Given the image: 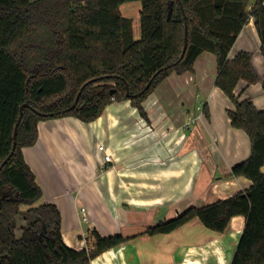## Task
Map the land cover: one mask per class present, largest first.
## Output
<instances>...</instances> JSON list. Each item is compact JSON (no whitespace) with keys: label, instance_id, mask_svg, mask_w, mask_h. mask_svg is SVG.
Listing matches in <instances>:
<instances>
[{"label":"trees","instance_id":"obj_1","mask_svg":"<svg viewBox=\"0 0 264 264\" xmlns=\"http://www.w3.org/2000/svg\"><path fill=\"white\" fill-rule=\"evenodd\" d=\"M133 1L141 3L137 40L131 20L119 12L120 5ZM250 18L264 59V0H0V166L7 160L0 170V264H90L125 242L93 232L91 250L66 247L57 209L34 206L41 190L21 149L35 143L40 120L72 116L90 123L110 103L126 100L145 116L142 102L154 87L172 73L192 71L203 52L216 56L215 86L233 104L227 110L231 126L250 141V156L231 175L247 178L251 186L228 199L190 207L145 233L167 234L195 218L223 233L232 217L243 216L230 264H264V110L234 93L240 81L247 86L258 81L251 53L228 59ZM185 22L187 47L181 58ZM262 85L264 90V75ZM23 104L29 108L23 109L10 155ZM22 204L28 209L20 214L24 226L17 238L15 219Z\"/></svg>","mask_w":264,"mask_h":264},{"label":"crops","instance_id":"obj_2","mask_svg":"<svg viewBox=\"0 0 264 264\" xmlns=\"http://www.w3.org/2000/svg\"><path fill=\"white\" fill-rule=\"evenodd\" d=\"M140 10L139 1L119 6L121 16L131 20L136 40ZM260 48L250 18L228 59L251 53L258 81L249 86L240 81L234 93L264 110ZM216 73V56L203 52L192 71L172 73L154 87L142 102L145 116L126 100L110 103L90 123L72 116L38 121L37 139L21 155L41 190L34 206L57 209L66 247L91 250L96 232L101 238L121 236L125 242L90 264L231 263L243 216L232 217L223 233L205 228L196 218L167 234L145 233L190 207L228 199L251 186L247 178L231 175L250 156V141L231 126L227 110L234 107L215 86ZM99 145L112 159L103 167Z\"/></svg>","mask_w":264,"mask_h":264},{"label":"water","instance_id":"obj_3","mask_svg":"<svg viewBox=\"0 0 264 264\" xmlns=\"http://www.w3.org/2000/svg\"><path fill=\"white\" fill-rule=\"evenodd\" d=\"M172 5H173L172 3H170V5H169L168 17L170 16V14H171V12H172ZM184 19H185V18H184ZM184 25H185V29H184V44H183V50H182L181 58L183 57V55H184V53H185V50H186V47H187V29H186V22H185ZM110 94H113V90L110 91ZM79 95H80V92L78 93V95H77V97H76V99H75V102H74V104H73L72 107H75V105L77 104V101H78V97H79ZM24 108H29V105H28V104H23V105L20 107V109H19V116H18L17 122H16V124H15V126H14L13 135H12L13 144H12V151H11L10 155H12L13 150L15 149V146H16V134H17V129H18V126H19V124H20V122H21L22 114H23V109H24ZM34 112H36V111H34ZM6 161H7V160H5V161L1 164V166H0V170H1L2 166L5 164Z\"/></svg>","mask_w":264,"mask_h":264},{"label":"rangeland","instance_id":"obj_4","mask_svg":"<svg viewBox=\"0 0 264 264\" xmlns=\"http://www.w3.org/2000/svg\"><path fill=\"white\" fill-rule=\"evenodd\" d=\"M248 9H250V6L248 7ZM202 107H203V105H202ZM203 109V108H202ZM26 209H28V206H26V205H21L20 206V213H19V215L16 217V219H15V225H16V228H15V236L17 237V238H19L20 237V235H21V227L22 226H24V224H22V222L20 221V219H19V217H20V214L21 213H23V212H25L26 211Z\"/></svg>","mask_w":264,"mask_h":264},{"label":"built area","instance_id":"obj_5","mask_svg":"<svg viewBox=\"0 0 264 264\" xmlns=\"http://www.w3.org/2000/svg\"><path fill=\"white\" fill-rule=\"evenodd\" d=\"M99 152L103 154V162H102V167L103 165L110 163L112 161L110 154H108L105 150V147L103 145L98 146Z\"/></svg>","mask_w":264,"mask_h":264}]
</instances>
